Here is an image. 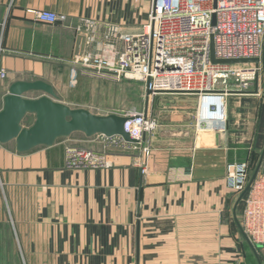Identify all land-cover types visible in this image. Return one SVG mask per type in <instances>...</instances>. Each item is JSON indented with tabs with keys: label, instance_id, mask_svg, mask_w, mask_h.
<instances>
[{
	"label": "crops",
	"instance_id": "crops-1",
	"mask_svg": "<svg viewBox=\"0 0 264 264\" xmlns=\"http://www.w3.org/2000/svg\"><path fill=\"white\" fill-rule=\"evenodd\" d=\"M151 3L0 0V69L6 73L0 77V109L16 80L48 82L58 99L71 105L62 90L77 35H85L84 51L94 47L93 33L103 40L107 24L139 31ZM35 10L62 13L66 20L45 23ZM87 22L95 24L93 32ZM261 67L245 92L226 96L222 130L196 128L193 113L186 111L157 114L158 129L139 145L147 148L145 172L140 152H109L112 146L99 134L77 131L24 152L14 140L0 142V264H248L247 248L252 249L240 230L243 198L238 201L240 193L229 187L225 169L246 162L254 171L260 163L261 173L264 62ZM77 70L80 80L89 71ZM129 86L123 99L103 87L100 99L119 103L118 114L144 110V102L130 107ZM26 116L23 126L34 118ZM74 146L104 153L105 162L69 165L67 149ZM259 249L264 264V247Z\"/></svg>",
	"mask_w": 264,
	"mask_h": 264
},
{
	"label": "built area",
	"instance_id": "built-area-1",
	"mask_svg": "<svg viewBox=\"0 0 264 264\" xmlns=\"http://www.w3.org/2000/svg\"><path fill=\"white\" fill-rule=\"evenodd\" d=\"M45 23L64 22L66 16L49 10L33 11ZM94 31L95 24L86 23ZM94 47L71 57V71L77 68L109 74L120 79L143 82L149 94L180 93L195 97L192 114L198 129L222 130L225 127V99L230 92H245L256 80L261 63L215 62L214 59L262 57L264 48V0H152L141 29L124 32L107 24L103 40L94 33ZM0 69V77H5ZM124 129L137 148L145 134L156 131L159 120L146 112L129 111ZM144 164L147 148H142ZM69 165L98 166L104 155L90 149H67ZM246 162L226 165L229 187L241 193L249 177ZM240 226L254 244L264 247V174H257L244 195Z\"/></svg>",
	"mask_w": 264,
	"mask_h": 264
},
{
	"label": "water",
	"instance_id": "water-1",
	"mask_svg": "<svg viewBox=\"0 0 264 264\" xmlns=\"http://www.w3.org/2000/svg\"><path fill=\"white\" fill-rule=\"evenodd\" d=\"M85 35L76 37L74 54L78 55L84 47ZM215 62L261 63L263 58H238V59H214ZM258 78V77H257ZM256 78V79H257ZM37 91L41 95L27 97L28 92ZM255 92L256 89H255ZM146 95L149 91L145 92ZM3 104L0 109V142L14 140L16 150L27 151L38 145H51L60 137L69 136L73 132H82L86 136L101 134L106 138L119 137L126 143H136L137 140L130 137L124 129L127 117L124 114L109 113L97 114L85 107H71L61 102L53 86L41 79L32 81L16 80L8 85L7 93L3 96ZM27 114H33L34 118L29 126H23L22 121ZM177 119V117H175ZM264 151L262 153V157ZM260 163L255 168L243 191L239 194L238 201L243 198L250 184L259 172ZM264 174V163L261 168ZM240 230L260 263L256 248L261 244H252L246 237L241 226Z\"/></svg>",
	"mask_w": 264,
	"mask_h": 264
},
{
	"label": "rangeland",
	"instance_id": "rangeland-1",
	"mask_svg": "<svg viewBox=\"0 0 264 264\" xmlns=\"http://www.w3.org/2000/svg\"><path fill=\"white\" fill-rule=\"evenodd\" d=\"M126 85H130L128 90H134V97L130 98V100H133V104L130 105H138L141 108V105L143 106V102L145 109L144 110H136L133 108H130L128 110H123L122 113L125 114L129 111H137V112H146L149 115L156 116L160 113H166V112H174V111H186L190 114L193 113L194 107L196 105L195 103V97L191 94H180V93H163V94H148L146 95V91L144 89V84L142 81L137 79H120L117 80L113 76L109 74H102V73H96L93 71H86L84 73L83 78L80 80V73L78 70L75 71V73H72V71H68L65 81V87L63 88L62 92L68 97L71 98V107H87L94 110V112H99L100 114H109V113H115L120 112L121 105L119 103H104L100 99L101 90L103 87H109L114 89V92L118 91L119 93V99H123L124 92ZM57 95V94H56ZM110 100H114L115 97L111 95L109 97ZM168 103V105H167ZM153 107V112H149L150 107ZM171 106V107H170ZM85 107V108H86ZM98 114V113H97ZM28 117L26 116L23 119V123H26L28 121ZM101 135V134H99ZM101 139H105L103 135L100 136ZM111 145L112 147L109 148V152L112 153H141L142 156V149L140 146H137V148H133L132 146H125L121 144L118 140L115 138H106V144ZM74 148H78L74 146ZM84 148V147H80ZM89 149V148H84ZM91 150V149H90ZM108 150V149H106ZM93 151V150H92ZM98 154L104 155L102 152L94 151ZM105 157V155H104ZM254 171L249 168V177L248 181L253 174ZM260 174V173H258ZM243 206H244V198L242 199ZM251 242V241H250ZM252 243V242H251ZM254 244V243H252ZM263 247V246H262ZM261 248V247H260ZM248 254V264H258L257 259L255 258L252 251L247 248ZM257 253H259L260 249L256 248ZM260 259V258H259Z\"/></svg>",
	"mask_w": 264,
	"mask_h": 264
},
{
	"label": "trees",
	"instance_id": "trees-1",
	"mask_svg": "<svg viewBox=\"0 0 264 264\" xmlns=\"http://www.w3.org/2000/svg\"><path fill=\"white\" fill-rule=\"evenodd\" d=\"M258 254V256H259V253H257ZM260 258V257H259Z\"/></svg>",
	"mask_w": 264,
	"mask_h": 264
}]
</instances>
